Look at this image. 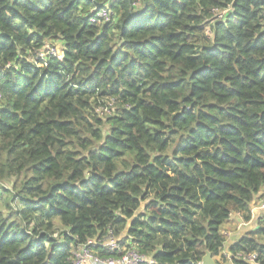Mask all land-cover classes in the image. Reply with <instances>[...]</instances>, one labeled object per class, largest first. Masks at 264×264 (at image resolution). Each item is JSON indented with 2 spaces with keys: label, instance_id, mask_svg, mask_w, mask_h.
<instances>
[{
  "label": "trees",
  "instance_id": "1",
  "mask_svg": "<svg viewBox=\"0 0 264 264\" xmlns=\"http://www.w3.org/2000/svg\"><path fill=\"white\" fill-rule=\"evenodd\" d=\"M262 187L264 0H0V264H264Z\"/></svg>",
  "mask_w": 264,
  "mask_h": 264
},
{
  "label": "built area",
  "instance_id": "2",
  "mask_svg": "<svg viewBox=\"0 0 264 264\" xmlns=\"http://www.w3.org/2000/svg\"><path fill=\"white\" fill-rule=\"evenodd\" d=\"M226 12V9L216 13L217 18H221ZM63 50L56 46L50 45L44 49L38 50L33 58L35 62L45 61L48 56H55L61 58ZM108 111L107 109H104ZM264 210V190L261 192L255 203H251L250 212L253 217L257 212ZM87 246H100L111 253H121L119 257L102 258L95 253L93 254L87 249ZM249 261H254L255 255L250 254L246 256ZM146 258L136 248L130 246L121 249L117 238L108 235L105 240L96 242L95 240H88L87 244L78 248L74 253L73 264H143Z\"/></svg>",
  "mask_w": 264,
  "mask_h": 264
},
{
  "label": "crops",
  "instance_id": "3",
  "mask_svg": "<svg viewBox=\"0 0 264 264\" xmlns=\"http://www.w3.org/2000/svg\"><path fill=\"white\" fill-rule=\"evenodd\" d=\"M263 190L264 187L260 189L259 194L252 201V203H255ZM251 224L252 222H243L239 213L230 215L229 219L221 227L222 232L223 230H226V234H224L226 236L225 249L228 244L233 241L237 235H239L240 232L244 231V229L248 228ZM233 227H235V229H238V231L235 232V229H233ZM214 259H219V256L215 257Z\"/></svg>",
  "mask_w": 264,
  "mask_h": 264
},
{
  "label": "water",
  "instance_id": "4",
  "mask_svg": "<svg viewBox=\"0 0 264 264\" xmlns=\"http://www.w3.org/2000/svg\"><path fill=\"white\" fill-rule=\"evenodd\" d=\"M200 264H216V260L208 251H205L201 258Z\"/></svg>",
  "mask_w": 264,
  "mask_h": 264
},
{
  "label": "rangeland",
  "instance_id": "5",
  "mask_svg": "<svg viewBox=\"0 0 264 264\" xmlns=\"http://www.w3.org/2000/svg\"><path fill=\"white\" fill-rule=\"evenodd\" d=\"M56 44H58V42H57ZM53 46H55V43H53ZM233 229H235V227H233ZM230 230H231V229H230ZM225 231H226V230H223V234H226ZM236 231H238V229H235V232H236ZM218 260H220V258H219Z\"/></svg>",
  "mask_w": 264,
  "mask_h": 264
}]
</instances>
